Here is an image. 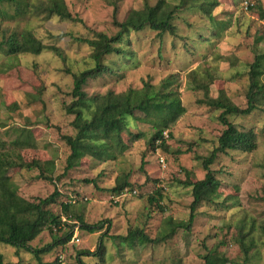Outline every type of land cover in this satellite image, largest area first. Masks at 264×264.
<instances>
[{
	"label": "rangeland",
	"instance_id": "obj_1",
	"mask_svg": "<svg viewBox=\"0 0 264 264\" xmlns=\"http://www.w3.org/2000/svg\"><path fill=\"white\" fill-rule=\"evenodd\" d=\"M65 1L82 22L56 16L19 21L5 20L0 16V25L4 28L28 27L44 43L58 45L67 54L64 62L50 50L38 55L21 53L11 57L0 53V133L10 141L17 136L15 126L35 128L39 148L24 151L25 159L42 162L54 159V174L48 173L55 178L53 182L41 178L40 169L36 167L20 169L15 174L14 179L24 197H47L57 187L65 194L64 199L79 193L87 199L77 203L73 211L83 214L87 224L105 223L95 232L78 225L79 242L71 238L66 244H58L40 253V260L31 252L4 243H0V252L7 261L16 264H50L58 258L62 260L61 264H80L79 260L84 264H203L207 249L223 242L220 249L233 261L240 262L242 253L235 237L237 227L234 222L230 224L229 219L236 221L246 214L248 224L256 225L255 234L264 226V102L249 115L229 116L241 129L256 132L258 146L253 152L232 150L219 154L211 165L223 181L217 201L204 202L196 209L190 230L179 228L167 237L172 232L167 222L169 219L174 222L190 219L192 189L181 183L187 178L181 169L184 167L191 172L192 181L203 179L206 171L200 158L210 155L225 129L219 119L221 110L198 102L204 98V93L187 85V73L205 64L214 66L220 79L211 85V95L217 97L219 89H226L235 104L246 107L250 64L258 52H264V19L258 9H242V0H220L222 4L214 9L213 14L219 20L230 21V24L222 37H212L209 41H204V36L210 34V20L195 8L183 7L175 13L173 23L178 28L175 35L169 32L160 35L149 28L132 31L121 47L132 51L133 56L129 59L107 56L105 62L116 72L90 79L85 90L89 94L109 90L122 92L129 87H142L145 80L159 83L171 73L178 72L183 80L181 92L187 112L173 125V137L168 139L167 150L149 146L153 127L144 123L146 117L138 113V117L128 119L130 129L133 133H144V136L134 142L128 152L118 160L107 162L85 157L80 165L58 179L65 171L70 153L62 137L75 133L71 123L74 116L65 109V105L73 100L71 91L74 85L67 69L78 72L95 65L91 47L75 37L90 38L97 32L114 35L118 31L115 21H124L131 9L143 8L146 2L151 5L157 2ZM168 2L179 4L181 0ZM262 4L264 7V0ZM52 33L55 36L61 33L70 35L58 39L52 37ZM34 85L43 87V92L36 91ZM14 103L19 105L16 107ZM127 172H131L129 180L134 184L131 187L134 191L113 201L109 189L119 175ZM95 179L97 182H89ZM157 187L164 189L159 199L167 208L164 212L156 204L149 203V197ZM53 210L60 212V205H53ZM136 228L144 230L151 241L141 243L135 239L130 243L114 238L115 235L125 237ZM59 236L61 234L45 229L31 246L46 248ZM101 238L105 246L101 257L79 254L80 251H97ZM251 257V264H264V244Z\"/></svg>",
	"mask_w": 264,
	"mask_h": 264
},
{
	"label": "trees",
	"instance_id": "obj_2",
	"mask_svg": "<svg viewBox=\"0 0 264 264\" xmlns=\"http://www.w3.org/2000/svg\"><path fill=\"white\" fill-rule=\"evenodd\" d=\"M245 0H242V7ZM254 4L249 8L258 9L260 17L264 19V7L262 0H253ZM220 0H181L179 4H171L168 0H157L156 4L145 3L143 8L131 9L124 21H115L118 31L114 35L105 32H97L94 37H75L77 41L89 45L92 49L91 58L95 65L78 72L67 69L73 77V89L71 91L72 102L65 105L66 112L73 115L71 122L75 130L74 134L64 135L62 138L68 145L70 153L67 157V166L64 173L58 176L62 179L66 173L81 164L85 157H92L100 162L115 161L128 152L134 142L144 136V133H133L130 129L128 119L138 117V113L144 115L145 122L153 127V134L149 139V146L153 148L168 149V139L172 136L173 125L187 112V107L182 99L181 88L183 80L180 73L175 72L163 78L159 83L145 80L142 87H129L122 92L109 90L106 93L89 94L85 86L92 78H98L104 73H115L114 67L105 62V58L111 55H118L124 59L133 56L132 51L122 48L125 38L132 31H142L146 28L158 31L160 35L167 32L177 34V27L173 23L175 13L180 8H195L210 20L209 36H204V41L212 37H222L230 21L219 20L213 11L221 5ZM244 9V8H242ZM0 16L5 20H23L25 18L43 17L50 19L59 17L62 20L82 22L83 20L72 13L65 0H0ZM51 33V32H50ZM69 33H61L52 37L62 39L69 36ZM50 50L62 61H67L65 50L54 44H46L30 28L10 30L0 25V53L7 57L17 56L21 53L41 54ZM205 58L206 55L202 54ZM219 58L229 59L222 55ZM249 89L247 92V106L240 107L235 104L226 89H219L217 97L211 95V85L220 77L216 74L214 66L196 67L190 70L186 76V83L194 91H203L204 98L198 100L215 110H221L219 119L225 126L218 137V145L211 151L209 156L200 158L203 168L206 171L203 179L190 180V171L182 168L181 171L187 175L186 180H181L185 187H191L193 202L190 206V219L181 222H174L169 219L167 226L171 233H176L179 228L191 229L192 222L196 216L195 211L202 203H215L221 194L219 188L222 180L217 177L216 171L211 165L216 161L219 154H226L232 150L253 152L257 148V135L253 129H241L230 120V115H249L264 102V52H258L249 68ZM187 87V86H186ZM40 94L43 87L34 85ZM14 106L19 104L14 103ZM5 125V124H4ZM17 136L12 140H6L0 133V243L8 244L17 249H23L35 254L40 260V253L51 250L58 244H66L73 239L75 228L81 224L92 232L103 227L105 221L99 225H90L85 222L81 213L74 212L73 207L77 203L86 200L79 193L66 196L60 187H57L47 197H36L28 199L24 197L14 176L20 169H40V177L53 182L55 178L48 173L54 174V159H47L42 162L39 159L26 160L24 151L39 148L35 128L29 126H15ZM127 134V135H126ZM180 153L181 151H177ZM143 171V169L141 168ZM131 172L123 173L116 178L115 185L109 189L112 199L117 200L125 192H133L134 186L130 182ZM88 181V180H87ZM86 182V180H84ZM89 182H97L90 180ZM97 184V183H96ZM136 191V190H135ZM164 189L157 187L149 197L151 205L156 204L163 212L167 208L161 204ZM124 197V196H123ZM117 203V202H116ZM60 205V212L53 210V205ZM241 213V211H240ZM254 221V220H253ZM236 225L235 237L242 253V260L235 262L220 249L219 245L207 249L203 256V264H251L252 253L264 244V226L261 232L255 234L256 225H249L246 214H242L238 220L229 219L230 224ZM229 224V225H230ZM48 229L52 233L57 232L61 236L56 237L53 244L46 248L36 249L31 246L40 234ZM77 230V229H76ZM109 234L108 232L106 235ZM105 235V234H103ZM114 238H121L124 241L133 243L139 240L141 243L151 241L144 230L136 228L130 230L127 236L115 235ZM80 239V237H79ZM105 246L101 238L97 251H80L79 254L102 256ZM58 258L54 263L61 264ZM81 263L82 260H79ZM0 264H16L7 261L4 254L0 252ZM49 264V263H48Z\"/></svg>",
	"mask_w": 264,
	"mask_h": 264
},
{
	"label": "built area",
	"instance_id": "obj_3",
	"mask_svg": "<svg viewBox=\"0 0 264 264\" xmlns=\"http://www.w3.org/2000/svg\"><path fill=\"white\" fill-rule=\"evenodd\" d=\"M253 4H254L253 0H245L244 3H243V8L245 10H248ZM126 194H127V192L123 193L121 196H118V198H121V197L125 196ZM76 229L77 230H76V232L74 234L73 239L76 240L77 242H79L80 239H79V233H78V230H79L78 226L76 227Z\"/></svg>",
	"mask_w": 264,
	"mask_h": 264
}]
</instances>
